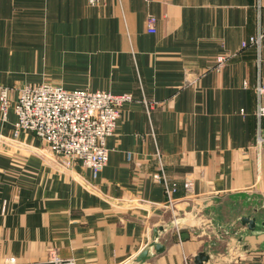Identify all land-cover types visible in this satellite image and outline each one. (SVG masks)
<instances>
[{"label":"crops","instance_id":"crops-1","mask_svg":"<svg viewBox=\"0 0 264 264\" xmlns=\"http://www.w3.org/2000/svg\"><path fill=\"white\" fill-rule=\"evenodd\" d=\"M259 30L264 0H0V84L13 99L43 81L134 97L95 180L0 111V264L51 251L74 264H264V47L242 46ZM158 152L172 201L153 177Z\"/></svg>","mask_w":264,"mask_h":264},{"label":"built area","instance_id":"built-area-1","mask_svg":"<svg viewBox=\"0 0 264 264\" xmlns=\"http://www.w3.org/2000/svg\"><path fill=\"white\" fill-rule=\"evenodd\" d=\"M102 0H88L96 6ZM156 17L149 15V32L156 31ZM256 45L264 47V30L250 36L242 42L243 47ZM230 58L229 53L217 56L215 68L222 67ZM14 89L0 84V111L4 119L12 108L16 114L15 135L21 132L34 134L46 144V156L63 169L76 165L88 168L93 180L97 179L109 160L107 138L113 135L119 121L123 118L125 105L134 97L129 93H113L109 90L74 89L69 90L61 84L51 82H29L19 88L16 99L12 98ZM257 114L264 116V81L257 87ZM147 113L154 103L143 99ZM264 143V136L259 135L257 144ZM159 157V169L153 177L162 182L169 200L174 199L178 183L172 180ZM128 160L132 154L127 153ZM194 183L184 182L187 191H192ZM1 236V231H0ZM5 264H21L8 261ZM25 264H74L71 260L61 259L56 251H51L47 260Z\"/></svg>","mask_w":264,"mask_h":264},{"label":"rangeland","instance_id":"rangeland-1","mask_svg":"<svg viewBox=\"0 0 264 264\" xmlns=\"http://www.w3.org/2000/svg\"><path fill=\"white\" fill-rule=\"evenodd\" d=\"M102 1H103V0H102ZM102 1H101V2H102ZM89 4H90V3H89ZM98 5H99V4H98ZM96 6H97V5H96ZM70 90H71V89H70ZM72 90H74V89H72ZM237 243H238V242H236V243L234 242L235 245H237ZM234 247H235V246H234ZM231 248H232V247H231Z\"/></svg>","mask_w":264,"mask_h":264}]
</instances>
